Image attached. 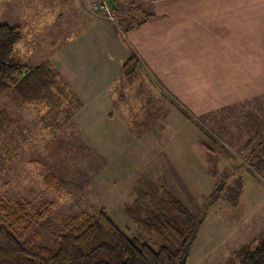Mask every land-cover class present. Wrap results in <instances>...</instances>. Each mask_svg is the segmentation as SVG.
I'll use <instances>...</instances> for the list:
<instances>
[{
  "label": "rangeland",
  "instance_id": "374dc122",
  "mask_svg": "<svg viewBox=\"0 0 264 264\" xmlns=\"http://www.w3.org/2000/svg\"><path fill=\"white\" fill-rule=\"evenodd\" d=\"M132 11L120 14L124 31L142 21ZM110 92L108 110L87 105L65 122L44 102L0 95V215L24 205L21 240L50 246L75 216L103 208L128 236L162 242L128 208L146 218L165 189L203 217L188 264H225L264 231V98L195 116L141 64Z\"/></svg>",
  "mask_w": 264,
  "mask_h": 264
},
{
  "label": "crops",
  "instance_id": "0c3cea01",
  "mask_svg": "<svg viewBox=\"0 0 264 264\" xmlns=\"http://www.w3.org/2000/svg\"><path fill=\"white\" fill-rule=\"evenodd\" d=\"M114 1L118 15L139 7L152 16L124 31L83 0H0V22L24 36L14 50L20 63L67 72L82 113L110 108V87L133 55L195 116L264 98V0Z\"/></svg>",
  "mask_w": 264,
  "mask_h": 264
},
{
  "label": "trees",
  "instance_id": "16d2710c",
  "mask_svg": "<svg viewBox=\"0 0 264 264\" xmlns=\"http://www.w3.org/2000/svg\"><path fill=\"white\" fill-rule=\"evenodd\" d=\"M138 9L145 19L152 16ZM123 22L120 20V25ZM23 38L18 26L0 22V95L12 91L25 102H44L64 116L63 122L68 121L82 108V100L51 62L30 66L16 60L14 50ZM138 61L131 56L122 72L133 74ZM132 62L135 67L128 70ZM250 141L252 138L246 145ZM164 192L157 209L146 218L135 214L137 207L128 208L140 227L162 239L152 244L128 236L102 208L94 214L81 213L64 224L50 246L38 245L21 240L14 230V224L24 217V205H3L0 264H188L190 247L203 217L193 215L169 190ZM140 202L136 200L138 207ZM225 264H264V231L237 249L234 258Z\"/></svg>",
  "mask_w": 264,
  "mask_h": 264
},
{
  "label": "built area",
  "instance_id": "2783aa9c",
  "mask_svg": "<svg viewBox=\"0 0 264 264\" xmlns=\"http://www.w3.org/2000/svg\"><path fill=\"white\" fill-rule=\"evenodd\" d=\"M86 10L95 16L107 19L114 22L116 25H120V20L122 19L121 15L115 13L114 8L110 5L108 0H83ZM134 18L139 13L138 8H133V11L130 13Z\"/></svg>",
  "mask_w": 264,
  "mask_h": 264
},
{
  "label": "water",
  "instance_id": "95a60500",
  "mask_svg": "<svg viewBox=\"0 0 264 264\" xmlns=\"http://www.w3.org/2000/svg\"><path fill=\"white\" fill-rule=\"evenodd\" d=\"M112 8H116V3L114 0H108Z\"/></svg>",
  "mask_w": 264,
  "mask_h": 264
}]
</instances>
